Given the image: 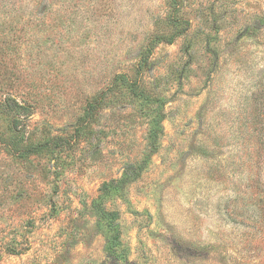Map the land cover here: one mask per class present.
<instances>
[{
	"label": "rangeland",
	"instance_id": "obj_1",
	"mask_svg": "<svg viewBox=\"0 0 264 264\" xmlns=\"http://www.w3.org/2000/svg\"><path fill=\"white\" fill-rule=\"evenodd\" d=\"M0 264H264V0H0Z\"/></svg>",
	"mask_w": 264,
	"mask_h": 264
}]
</instances>
